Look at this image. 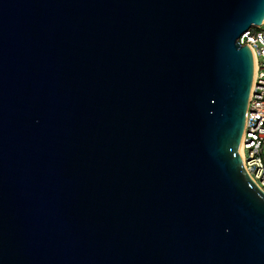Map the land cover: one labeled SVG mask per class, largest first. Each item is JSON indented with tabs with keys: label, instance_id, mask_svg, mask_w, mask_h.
<instances>
[{
	"label": "water",
	"instance_id": "95a60500",
	"mask_svg": "<svg viewBox=\"0 0 264 264\" xmlns=\"http://www.w3.org/2000/svg\"><path fill=\"white\" fill-rule=\"evenodd\" d=\"M264 0H0V264H264L241 150Z\"/></svg>",
	"mask_w": 264,
	"mask_h": 264
},
{
	"label": "built area",
	"instance_id": "2783aa9c",
	"mask_svg": "<svg viewBox=\"0 0 264 264\" xmlns=\"http://www.w3.org/2000/svg\"><path fill=\"white\" fill-rule=\"evenodd\" d=\"M264 22L251 28L238 39L247 46L255 58V70L246 109L241 150L244 167L264 192Z\"/></svg>",
	"mask_w": 264,
	"mask_h": 264
},
{
	"label": "bare ground",
	"instance_id": "6f19581e",
	"mask_svg": "<svg viewBox=\"0 0 264 264\" xmlns=\"http://www.w3.org/2000/svg\"><path fill=\"white\" fill-rule=\"evenodd\" d=\"M250 52H251V50H250ZM251 55H252V58H253V70H255V58H254V55H253V53L251 52ZM254 74V73H253Z\"/></svg>",
	"mask_w": 264,
	"mask_h": 264
},
{
	"label": "rangeland",
	"instance_id": "374dc122",
	"mask_svg": "<svg viewBox=\"0 0 264 264\" xmlns=\"http://www.w3.org/2000/svg\"><path fill=\"white\" fill-rule=\"evenodd\" d=\"M262 29H264V26H263V28ZM263 159H264V146H263Z\"/></svg>",
	"mask_w": 264,
	"mask_h": 264
}]
</instances>
